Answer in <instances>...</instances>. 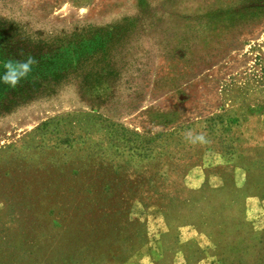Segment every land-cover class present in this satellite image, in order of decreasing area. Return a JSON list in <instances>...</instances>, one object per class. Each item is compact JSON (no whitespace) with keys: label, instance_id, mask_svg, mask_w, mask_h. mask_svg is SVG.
<instances>
[{"label":"rangeland","instance_id":"1","mask_svg":"<svg viewBox=\"0 0 264 264\" xmlns=\"http://www.w3.org/2000/svg\"><path fill=\"white\" fill-rule=\"evenodd\" d=\"M2 30L83 53L0 109V264H264V0H0Z\"/></svg>","mask_w":264,"mask_h":264},{"label":"trees","instance_id":"2","mask_svg":"<svg viewBox=\"0 0 264 264\" xmlns=\"http://www.w3.org/2000/svg\"><path fill=\"white\" fill-rule=\"evenodd\" d=\"M9 34L7 31L0 32V67L8 60H23L26 56L34 58L31 72L21 79L15 87L0 83V109L14 107L25 101L37 92L52 91L51 82L57 83L60 79L71 74L72 67L82 55L83 50L78 54V41H64L62 47H49L46 52L38 50L35 47L24 45H12L4 49L7 44ZM74 38V37H73ZM1 71L0 73H2ZM47 123H44L45 126Z\"/></svg>","mask_w":264,"mask_h":264},{"label":"clouds","instance_id":"3","mask_svg":"<svg viewBox=\"0 0 264 264\" xmlns=\"http://www.w3.org/2000/svg\"><path fill=\"white\" fill-rule=\"evenodd\" d=\"M35 63L34 58L26 56L23 60H8L4 64V71L0 73V83L15 87L16 84L26 77ZM191 135V133H189ZM202 139V137H200Z\"/></svg>","mask_w":264,"mask_h":264},{"label":"crops","instance_id":"4","mask_svg":"<svg viewBox=\"0 0 264 264\" xmlns=\"http://www.w3.org/2000/svg\"><path fill=\"white\" fill-rule=\"evenodd\" d=\"M188 182L193 187H197L201 184L202 177L200 174H194V177L189 178ZM245 209L244 217L251 223H256L264 221V188L262 190V195H249L244 200Z\"/></svg>","mask_w":264,"mask_h":264}]
</instances>
